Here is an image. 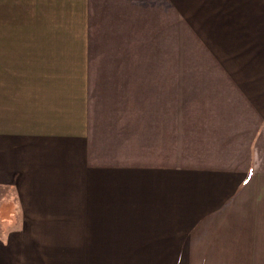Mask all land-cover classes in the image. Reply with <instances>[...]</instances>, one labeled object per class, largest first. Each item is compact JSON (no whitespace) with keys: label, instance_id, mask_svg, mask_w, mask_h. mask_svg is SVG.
<instances>
[{"label":"crops","instance_id":"1","mask_svg":"<svg viewBox=\"0 0 264 264\" xmlns=\"http://www.w3.org/2000/svg\"><path fill=\"white\" fill-rule=\"evenodd\" d=\"M0 264H264V0H0Z\"/></svg>","mask_w":264,"mask_h":264}]
</instances>
